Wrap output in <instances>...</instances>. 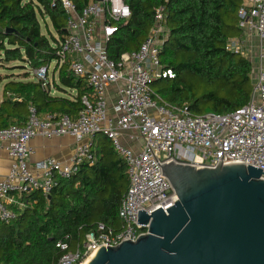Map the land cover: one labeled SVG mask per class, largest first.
Masks as SVG:
<instances>
[{"label": "built area", "instance_id": "1", "mask_svg": "<svg viewBox=\"0 0 264 264\" xmlns=\"http://www.w3.org/2000/svg\"><path fill=\"white\" fill-rule=\"evenodd\" d=\"M57 2L65 12L67 31L59 44V63H67L68 71L84 80L90 91L81 96L83 109L75 117L41 115L30 107L26 124L0 129V144H7L14 160L9 175L0 181V221L17 219L26 208L23 196L41 191L48 197L58 178H71L84 163L93 165L97 160L93 141L100 134L111 141L127 165L129 187L119 209L122 228L106 231L101 226L73 250L66 236L56 245L63 252L57 264H83L102 247L136 242L146 235L150 224H139V211L152 215L162 208L167 212L178 201L170 180L162 175L164 164L215 169L223 161L264 171V0H242L238 10L241 36L229 39L226 47L251 64V100L229 113L205 115L166 103L153 88L155 82L175 77L161 59L168 38L163 9L157 10L155 24L140 48L115 61L108 55L107 43L118 32L117 23L131 17L125 0H91L81 11L71 0H53L52 5ZM57 64L32 69L31 74L46 82ZM68 91L70 97H77V90ZM64 136L77 142L70 162L46 158L36 165L40 174H34L31 141ZM123 137L141 140V150L125 146Z\"/></svg>", "mask_w": 264, "mask_h": 264}, {"label": "trees", "instance_id": "2", "mask_svg": "<svg viewBox=\"0 0 264 264\" xmlns=\"http://www.w3.org/2000/svg\"><path fill=\"white\" fill-rule=\"evenodd\" d=\"M71 1L81 11L91 0ZM52 2L0 0V67L17 63L12 66L23 71L5 78L10 81L0 103V129L26 124L30 107L41 115L74 117L83 109L81 96L90 89L68 71L67 63H59V44L67 35L66 15L59 2L54 6ZM125 2L131 17L117 23L118 32L107 43L112 60L137 51L155 24L157 10L163 9L168 38L161 59L175 77L154 83L168 85L157 91L161 98L173 106H187L194 115L225 114L249 103L251 64L226 49L229 39L241 34L238 10L242 0ZM53 62L58 64L46 82L28 81L32 69ZM54 88L59 96L52 95ZM68 89L77 90V97H70ZM96 137L93 165L84 163L71 178H58L50 199L41 191L23 196L26 208L17 219L0 221V264H57L63 252L56 245L66 236L73 250L101 226L106 231L121 230L119 209L129 187L127 165L106 136ZM101 137L108 139L109 150L97 145Z\"/></svg>", "mask_w": 264, "mask_h": 264}, {"label": "water", "instance_id": "3", "mask_svg": "<svg viewBox=\"0 0 264 264\" xmlns=\"http://www.w3.org/2000/svg\"><path fill=\"white\" fill-rule=\"evenodd\" d=\"M160 167L178 201L167 212L139 211L148 233L102 247L88 264H264L263 170L223 161L215 169Z\"/></svg>", "mask_w": 264, "mask_h": 264}, {"label": "crops", "instance_id": "4", "mask_svg": "<svg viewBox=\"0 0 264 264\" xmlns=\"http://www.w3.org/2000/svg\"><path fill=\"white\" fill-rule=\"evenodd\" d=\"M9 81L10 80H6L4 81V83L0 84V103L3 101L4 98L3 97L4 86ZM28 81H35V80H33L30 77ZM52 95L59 96V94H53V92ZM101 138L102 139L100 140L99 143H97V145L100 144L101 145L100 148L102 149L105 148V151L109 150L111 144L109 143L108 139H105L104 137ZM96 139L97 137L94 139V141ZM122 142L125 146L133 148V150L136 152H139L141 150L142 142L139 139L137 141V140H130L128 137H123ZM30 146L34 151L30 159L31 170L34 174H40V171L36 168V165L39 161L44 160L46 158L52 157L64 164L69 163L73 155L75 154L77 148V142L73 137L70 136L57 137L53 139L36 137L31 141ZM13 164H14V160L7 151V144L6 143L0 144V181H3L4 179L7 178Z\"/></svg>", "mask_w": 264, "mask_h": 264}, {"label": "rangeland", "instance_id": "5", "mask_svg": "<svg viewBox=\"0 0 264 264\" xmlns=\"http://www.w3.org/2000/svg\"><path fill=\"white\" fill-rule=\"evenodd\" d=\"M40 21H42V23H44L43 20L41 19V17H40ZM48 23H50V22L48 21ZM42 26H44V24H42ZM43 31H44V33H46L45 28L43 29ZM53 33L55 34V32H53ZM12 65H17V63L8 64V65H6L7 68L4 67V66L0 67V81H2V83H4V81H6L5 78L8 77L7 75H11V73H14V74L18 75L17 73H22L23 72L22 70L17 69L16 67L14 68ZM31 78L33 80L37 81L34 76H31ZM167 86H168L167 84L162 83L161 85H154L153 88H154L155 91H158L159 89L167 88ZM51 90H52L53 94H59L58 91H56L55 88L51 89ZM205 107H206V105H202V108H205Z\"/></svg>", "mask_w": 264, "mask_h": 264}, {"label": "bare ground", "instance_id": "6", "mask_svg": "<svg viewBox=\"0 0 264 264\" xmlns=\"http://www.w3.org/2000/svg\"><path fill=\"white\" fill-rule=\"evenodd\" d=\"M90 262V260L89 261H86V262H84L83 264H88Z\"/></svg>", "mask_w": 264, "mask_h": 264}]
</instances>
